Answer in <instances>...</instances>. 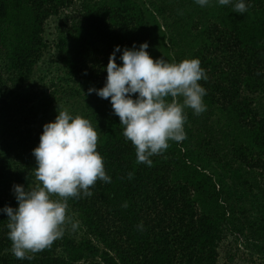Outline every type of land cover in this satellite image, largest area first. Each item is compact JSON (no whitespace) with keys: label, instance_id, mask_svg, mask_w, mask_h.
Instances as JSON below:
<instances>
[{"label":"trees","instance_id":"obj_1","mask_svg":"<svg viewBox=\"0 0 264 264\" xmlns=\"http://www.w3.org/2000/svg\"><path fill=\"white\" fill-rule=\"evenodd\" d=\"M245 2L239 14L216 0H0V209L18 206L14 184L38 183L33 149L61 110L97 130L111 177L68 200L79 227L32 260L12 254L0 213V264H219L223 250L225 264H264V0ZM144 42L153 59L198 58L208 76L206 111L186 108V138L150 167L110 99L88 94L115 46Z\"/></svg>","mask_w":264,"mask_h":264},{"label":"clouds","instance_id":"obj_2","mask_svg":"<svg viewBox=\"0 0 264 264\" xmlns=\"http://www.w3.org/2000/svg\"><path fill=\"white\" fill-rule=\"evenodd\" d=\"M195 3L206 7L212 0ZM216 3L232 5L233 12L239 14L248 12L245 0ZM148 48L147 42L139 48L135 44L123 49L115 46L105 69L104 86L89 88L88 94L94 92L100 98L110 99L123 126L124 138L135 147L136 163L150 167L151 157L164 153L170 141L186 138L185 109H192L195 115L206 111L203 98L207 91L199 81H207L208 76L198 58L170 63L164 58L153 59ZM117 53H122V64L117 63ZM98 137L88 119L73 116L67 109L43 125L39 145L32 153L38 183L32 188L14 184L12 190L18 206L5 205L0 209L8 217L7 235L15 258L32 260L36 253L62 239L69 226L76 231L79 221L69 215L68 200L91 197L90 189L98 180L111 183L103 157L97 151ZM133 175L130 172L128 178ZM123 206L127 207V203ZM138 228L142 230L143 224Z\"/></svg>","mask_w":264,"mask_h":264},{"label":"rangeland","instance_id":"obj_3","mask_svg":"<svg viewBox=\"0 0 264 264\" xmlns=\"http://www.w3.org/2000/svg\"><path fill=\"white\" fill-rule=\"evenodd\" d=\"M52 31H54L53 29H52ZM53 59V57L52 56H50V55H48L42 62H41V64L39 65V68H38V71H39V73H41V74H45V75H47L46 77H47V81L50 79V75L48 74V72H49V68H48V64L51 62V60ZM45 72V73H44ZM49 82V81H48ZM43 116H45V115H42V117ZM226 248V246L224 247V249ZM226 250H227V248H226ZM232 251L234 252V249H232ZM223 252V255H222V258H221V260H220V263L219 264H225V262H227L226 261V255H225V250H223L222 251ZM238 255V254H237ZM241 257H238L235 261H234V263L233 264H247V262H249L247 259H246V257H248L247 256V254L245 253L244 255L243 254H239Z\"/></svg>","mask_w":264,"mask_h":264}]
</instances>
